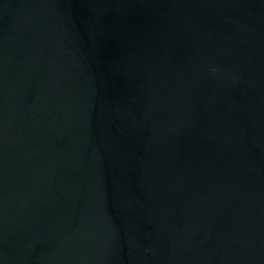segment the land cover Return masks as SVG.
Here are the masks:
<instances>
[{
    "label": "water",
    "instance_id": "1",
    "mask_svg": "<svg viewBox=\"0 0 264 264\" xmlns=\"http://www.w3.org/2000/svg\"><path fill=\"white\" fill-rule=\"evenodd\" d=\"M0 264H264V0H0Z\"/></svg>",
    "mask_w": 264,
    "mask_h": 264
}]
</instances>
